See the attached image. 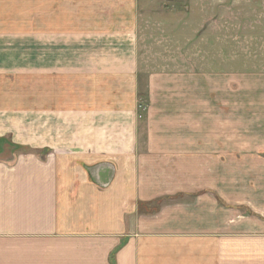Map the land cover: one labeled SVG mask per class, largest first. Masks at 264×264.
<instances>
[{
	"label": "crops",
	"instance_id": "crops-1",
	"mask_svg": "<svg viewBox=\"0 0 264 264\" xmlns=\"http://www.w3.org/2000/svg\"><path fill=\"white\" fill-rule=\"evenodd\" d=\"M138 23L139 0H0V264H264L214 77L204 115L198 74L151 77L143 120Z\"/></svg>",
	"mask_w": 264,
	"mask_h": 264
},
{
	"label": "rangeland",
	"instance_id": "rangeland-1",
	"mask_svg": "<svg viewBox=\"0 0 264 264\" xmlns=\"http://www.w3.org/2000/svg\"><path fill=\"white\" fill-rule=\"evenodd\" d=\"M137 34L143 120L151 77L162 91L186 92L184 76L198 74L200 115L207 107L205 77H214L208 108L231 111L224 120L232 146L230 209H246L236 220L250 216L246 206L264 211V0H139ZM174 101L184 99L164 100L165 108Z\"/></svg>",
	"mask_w": 264,
	"mask_h": 264
},
{
	"label": "built area",
	"instance_id": "built-area-1",
	"mask_svg": "<svg viewBox=\"0 0 264 264\" xmlns=\"http://www.w3.org/2000/svg\"><path fill=\"white\" fill-rule=\"evenodd\" d=\"M141 111H145L146 110V107L140 105V108H139Z\"/></svg>",
	"mask_w": 264,
	"mask_h": 264
}]
</instances>
